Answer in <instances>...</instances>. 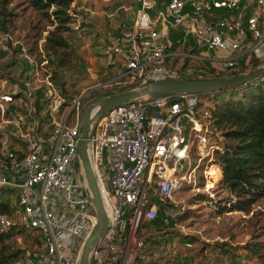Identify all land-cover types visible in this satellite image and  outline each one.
<instances>
[{
  "label": "built area",
  "instance_id": "2783aa9c",
  "mask_svg": "<svg viewBox=\"0 0 264 264\" xmlns=\"http://www.w3.org/2000/svg\"><path fill=\"white\" fill-rule=\"evenodd\" d=\"M92 1L123 10L135 4L108 49L106 64L117 73L109 84L181 78L196 62L215 73L264 66V0L247 18L219 14L238 12L244 0H166L161 8L152 0ZM176 28L186 35L177 41ZM9 41L28 70L10 90L0 89V189L14 195L11 212H0V234L26 227L39 235L36 250L12 264H79L97 214L78 147L84 108L99 85L67 96L45 73L47 62L13 34H0V48ZM250 83L264 84V74ZM215 107L207 94L180 93L138 98L96 119L89 155L109 223L91 264H176L195 248L172 230L178 194L195 184L200 166L220 170L214 159L223 146L209 121ZM159 218L163 227L154 233Z\"/></svg>",
  "mask_w": 264,
  "mask_h": 264
},
{
  "label": "rangeland",
  "instance_id": "374dc122",
  "mask_svg": "<svg viewBox=\"0 0 264 264\" xmlns=\"http://www.w3.org/2000/svg\"><path fill=\"white\" fill-rule=\"evenodd\" d=\"M152 1L155 2V8L164 2ZM74 5L73 21L69 24L70 30L65 33L71 47L62 50L60 57H55V61L47 62L48 71L51 75L53 72L61 75L72 96L97 85L99 91L105 95L125 90V84H109V80L117 73L106 61L111 41L116 36V24L120 21H131L135 4L129 10L116 9L111 4H95L92 0H75ZM9 7L17 13L14 27H11L14 30L13 37L23 43L26 40L31 45L32 37L39 35L41 43L46 32L34 27L39 24V15L30 8L26 9L25 0H14ZM175 35L180 37L175 38ZM184 36L186 35L182 30L172 31V39L175 41ZM187 40L192 44L194 37L190 35ZM61 58L63 62L58 65L57 61ZM209 66L208 63H193L192 72L181 78H209L215 73ZM0 68V89L10 90L13 81L18 80L16 73H25L28 70L23 60L18 58V44L9 41L5 47L0 48ZM104 84L107 86H101ZM204 164L196 172L195 184L187 186L177 197L181 216L177 220L179 225L173 226L175 229L172 231L177 237L191 238L195 243L194 249L182 253L178 264H253L257 261L254 257L256 253L264 251V229L256 224L252 213H216L218 201L227 196V193L218 185L221 171L218 170L220 175L213 174V170L217 168L213 166L209 169V163ZM205 168L207 172H204ZM198 194H203L205 200ZM13 200L14 195L10 191L0 189V202L10 205ZM255 209L259 212V217L264 218L263 205H255ZM151 225L154 233L159 232L163 227L162 219L151 222ZM33 240L34 234L24 233L18 243L24 251L31 253ZM243 258L250 261L245 263Z\"/></svg>",
  "mask_w": 264,
  "mask_h": 264
},
{
  "label": "trees",
  "instance_id": "16d2710c",
  "mask_svg": "<svg viewBox=\"0 0 264 264\" xmlns=\"http://www.w3.org/2000/svg\"><path fill=\"white\" fill-rule=\"evenodd\" d=\"M13 1L0 0V34L14 33L11 27H14L17 13L9 7ZM25 2L26 9H32L40 17V25L34 27L46 32L41 43L39 35L36 38L32 37L31 45L25 40L28 51L36 56L40 63L55 61V57L59 58L62 50L71 47L65 33L70 30L69 24L73 21L75 0H25ZM163 3L158 8H161ZM57 62L58 65L61 64L62 58ZM257 66L255 63L250 69L214 73L209 78L234 76L253 70ZM44 69L46 74H50L47 63ZM23 74V71L16 73L19 78ZM50 78L62 93L71 96L61 75L53 72ZM136 86L138 85H126L124 89ZM101 96L106 95L96 90L88 102ZM207 96L216 100V107L209 121L215 137L217 136L216 139L223 146L222 151H216L214 163L221 171L218 185L227 193V196L218 201L216 213L221 214L225 211L252 213L256 224L264 229V218L261 219L255 209V205L259 204L264 207V84L248 82L234 89L208 93ZM198 196L205 200L203 194ZM11 210V204L0 202L1 213H9ZM24 233L34 234V247L31 253L36 250L39 235L33 229L13 228L8 233L0 234V264H12L26 252L18 243ZM254 257L257 261L253 264H264V251H259Z\"/></svg>",
  "mask_w": 264,
  "mask_h": 264
},
{
  "label": "water",
  "instance_id": "95a60500",
  "mask_svg": "<svg viewBox=\"0 0 264 264\" xmlns=\"http://www.w3.org/2000/svg\"><path fill=\"white\" fill-rule=\"evenodd\" d=\"M264 74V66L234 76L217 78H165L146 85L101 96L88 102L83 111L78 157L90 188L92 201L97 214V223L86 239L80 255L79 264H91V250L106 232L109 217L105 208L101 187L93 169L89 155V138L93 123L106 111L123 103L143 97L174 96L180 93L206 95L211 92L234 89ZM182 171V164L179 166Z\"/></svg>",
  "mask_w": 264,
  "mask_h": 264
},
{
  "label": "crops",
  "instance_id": "0c3cea01",
  "mask_svg": "<svg viewBox=\"0 0 264 264\" xmlns=\"http://www.w3.org/2000/svg\"><path fill=\"white\" fill-rule=\"evenodd\" d=\"M256 5H257V0H244L242 8L238 12L220 11L219 14H223V15L224 14H228V15L234 17V18H247L251 14V12L255 9ZM115 28H116V35H117V33H118V24H116ZM178 29L182 30L184 32V30L182 28H176L174 30H178ZM178 37H180V36H178V35L176 36L175 35V38H178ZM178 262H179V259H178L176 264H178Z\"/></svg>",
  "mask_w": 264,
  "mask_h": 264
},
{
  "label": "bare ground",
  "instance_id": "6f19581e",
  "mask_svg": "<svg viewBox=\"0 0 264 264\" xmlns=\"http://www.w3.org/2000/svg\"><path fill=\"white\" fill-rule=\"evenodd\" d=\"M213 167V166H212ZM214 167H216V166H214ZM217 168V167H216ZM215 168V169H216ZM219 169L217 168V170H213V174H219V171H218ZM220 175V174H219ZM219 177V176H218Z\"/></svg>",
  "mask_w": 264,
  "mask_h": 264
}]
</instances>
